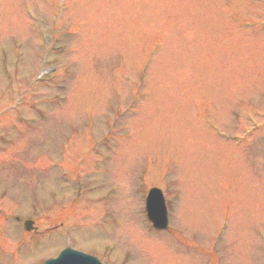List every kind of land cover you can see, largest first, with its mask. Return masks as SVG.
<instances>
[{
  "label": "rangeland",
  "instance_id": "1",
  "mask_svg": "<svg viewBox=\"0 0 264 264\" xmlns=\"http://www.w3.org/2000/svg\"><path fill=\"white\" fill-rule=\"evenodd\" d=\"M0 208V264H264V0H0Z\"/></svg>",
  "mask_w": 264,
  "mask_h": 264
},
{
  "label": "water",
  "instance_id": "2",
  "mask_svg": "<svg viewBox=\"0 0 264 264\" xmlns=\"http://www.w3.org/2000/svg\"><path fill=\"white\" fill-rule=\"evenodd\" d=\"M148 212L149 217L158 228H165L167 226V213L164 199L161 191L153 189L148 197ZM31 221L26 222V227L31 228ZM46 264H102L97 258L92 257L83 252L73 250L71 248L65 249L59 257L51 259Z\"/></svg>",
  "mask_w": 264,
  "mask_h": 264
}]
</instances>
